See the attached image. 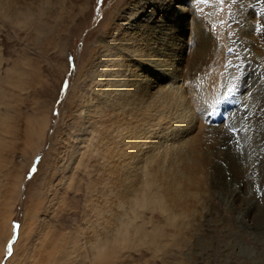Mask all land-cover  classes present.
<instances>
[{
  "label": "rangeland",
  "instance_id": "1",
  "mask_svg": "<svg viewBox=\"0 0 264 264\" xmlns=\"http://www.w3.org/2000/svg\"><path fill=\"white\" fill-rule=\"evenodd\" d=\"M262 25L264 0H0V264H264Z\"/></svg>",
  "mask_w": 264,
  "mask_h": 264
},
{
  "label": "bare ground",
  "instance_id": "2",
  "mask_svg": "<svg viewBox=\"0 0 264 264\" xmlns=\"http://www.w3.org/2000/svg\"><path fill=\"white\" fill-rule=\"evenodd\" d=\"M49 1V0H48ZM59 1H61V0H59ZM47 2V1H46ZM55 2V1H54ZM47 4V3H46ZM148 4V3H147ZM55 5H59L58 3L57 4H55ZM46 6H48V5H46ZM53 7H54V4H53ZM31 12V11H30ZM57 12V11H56ZM170 16V15H169ZM150 24V23H149ZM145 26H147V25H145ZM152 26H159V25H155V23L154 24H152ZM37 28L38 29H42L43 27L41 26V23L40 24H37ZM160 28L159 27H157L156 29H153L152 30V33H154L155 35H157V31L159 30ZM166 31V29H161V33H163V32H165ZM145 32V31H144ZM151 32V31H150ZM134 33H136V34H138L136 31L134 32ZM167 33H169L168 31H167ZM120 35V34H119ZM151 34H146V36H145V38H141L140 37V39H142V40H145L147 37H149ZM132 36V35H131ZM138 36V35H137ZM142 36V35H141ZM144 36V35H143ZM163 36L164 35H160L159 34V36L158 37H156L157 38V40H159V42L156 40V43H148V46L147 47H145L144 48V50H145V52H147L148 50H151V51H153L152 53L154 54V52H156V54H157V60H155V61H153V63H160V62H163L162 61V55H163V51L162 50H164V47H163ZM128 38L127 39H125V36H124V39L122 40V42H120L121 40H119L118 38H117V41L119 42V45H123L124 43H126L127 41H130V40H133V41H136L135 40V36H133V38L134 39H132V37L130 38V36H127ZM155 42V41H154ZM165 43V42H164ZM141 43H139V45H140ZM177 44H179L178 42H177V39L176 40H173V41H170V44H167L166 45V48H172V49H174L175 47H176V49L178 50V47L176 46ZM126 46V45H125ZM120 47V46H119ZM140 47H141V45H140ZM144 47V46H143ZM162 47V48H161ZM159 48V49H158ZM119 51V50H118ZM140 52V51H139ZM141 52L143 53L144 51L143 50H141ZM150 52V51H149ZM146 56V55H145ZM153 56V55H152ZM124 57V56H123ZM142 57V56H141ZM150 58V57H149ZM120 60H121V56L119 55V54H117V53H113V57H112V59L110 60L111 62H110V69L112 70V71H119V72H121V70L123 69V67L125 66V64H124V66H123V63H122V65H119V63H120ZM147 61V60H146ZM145 61V62H146ZM123 62V61H122ZM142 65H145V63L143 62L142 63ZM117 66V67H116ZM119 66H121L120 67V69H117ZM115 67H116V69H115ZM127 67V66H126ZM145 68H152V69H155L156 67H153V65L151 66L150 64H148L147 63V67H145ZM109 69V68H108ZM124 70V69H123ZM108 71V70H107ZM115 75L116 74H118V72H115L114 73ZM103 76V75H102ZM146 79H148L150 82H151V84L152 83H154L156 80H158L157 78H155V77H147ZM153 80H155V81H153ZM120 81H122V76H120V79H118V80H116V82L115 83H112L110 86L112 87V90L114 91V93L118 90L117 88L119 87V82ZM262 81V79H260V82ZM110 86H108V87H110ZM107 90V89H106ZM104 94H105V92H104ZM85 96V100H87L88 98H86V95H84ZM110 96V95H109ZM115 100L117 101V102H121V99H120V97H115ZM106 101V100H105ZM85 106H89V105H87L88 104V102L86 101V102H84L83 103ZM108 104V103H107ZM219 108H221V107H219ZM138 149H140L141 151H142V146L141 145H138ZM126 160L124 159L123 161H122V163H121V166H124V165H126ZM99 192V191H98ZM156 193H159V191L158 190H156ZM156 197L158 198V199H161V198H163V196H158V195H156ZM141 203L142 204H145V200H144V197L143 198H141ZM146 204H150V205H160V203H159V201L157 200V199H154V198H152V200L150 199V198H148L147 200H146ZM162 205V204H161ZM160 205V206H161Z\"/></svg>",
  "mask_w": 264,
  "mask_h": 264
},
{
  "label": "snow or ice",
  "instance_id": "3",
  "mask_svg": "<svg viewBox=\"0 0 264 264\" xmlns=\"http://www.w3.org/2000/svg\"><path fill=\"white\" fill-rule=\"evenodd\" d=\"M221 3H223V0H221ZM261 27H262V30H264V25H262ZM65 87H67L66 84H65ZM10 249H11V246H10Z\"/></svg>",
  "mask_w": 264,
  "mask_h": 264
}]
</instances>
